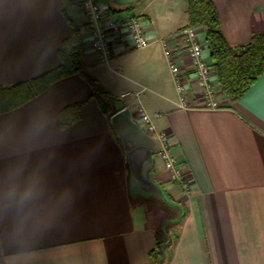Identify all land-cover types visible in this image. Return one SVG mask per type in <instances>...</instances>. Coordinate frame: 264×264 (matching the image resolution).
<instances>
[{
  "label": "crops",
  "instance_id": "1",
  "mask_svg": "<svg viewBox=\"0 0 264 264\" xmlns=\"http://www.w3.org/2000/svg\"><path fill=\"white\" fill-rule=\"evenodd\" d=\"M100 1L113 17L138 15L149 44L132 49L113 38L105 62L88 42L76 0H0V86L57 66L68 19L79 25L84 70L116 96L113 111L128 107L133 114L140 103L171 135L185 170L187 190L169 179L154 153L147 169L149 180L185 209L165 264H264V73L235 100L215 79L220 105L202 107L178 35L189 25L187 0ZM211 1L228 44H245L264 30V0ZM162 38L189 80L186 107ZM92 91L75 73L0 112V176L17 168L36 172L42 188L32 209L0 210V264H154L156 230L172 210L130 190L125 151ZM125 91L139 94L119 98ZM77 102L79 118L61 127L59 111Z\"/></svg>",
  "mask_w": 264,
  "mask_h": 264
},
{
  "label": "trees",
  "instance_id": "2",
  "mask_svg": "<svg viewBox=\"0 0 264 264\" xmlns=\"http://www.w3.org/2000/svg\"><path fill=\"white\" fill-rule=\"evenodd\" d=\"M186 13L189 25L201 26L204 30L210 65L215 71L220 91L230 100L237 99L264 73V30L253 31L245 44L230 45L221 33L217 10L211 0H187ZM68 20L69 32L57 49V66L28 80L0 86V112L22 104L52 82L75 73L81 74L90 83L93 90L91 97L104 115L109 118L115 112L112 109L113 95L85 72L80 26ZM82 105L83 102H77L62 108L58 116L60 126L77 121ZM178 223L167 226L165 232L169 242L163 247L166 234L161 227H157L151 250L154 264H165L168 251L176 239L174 228Z\"/></svg>",
  "mask_w": 264,
  "mask_h": 264
},
{
  "label": "built area",
  "instance_id": "3",
  "mask_svg": "<svg viewBox=\"0 0 264 264\" xmlns=\"http://www.w3.org/2000/svg\"><path fill=\"white\" fill-rule=\"evenodd\" d=\"M76 3L90 29L88 42L103 61L107 62L114 53L113 38L128 42L132 49L142 48L149 44L150 40L138 15L129 13L121 18L113 17L109 14L108 6L100 0H76ZM203 33L204 30L201 26L194 25H185L178 30L189 65L192 68L194 84L198 88L197 99L202 107L216 108L220 105L214 83L216 75L210 65ZM160 41L167 57L181 106L186 107L189 105L185 97L190 91L189 80L185 78L183 70L177 65L173 50L163 38ZM138 94V91H125L119 94V98L137 97ZM132 115L141 128L152 137L154 141L153 153L167 172L169 179L178 182L184 190H187L188 182L185 170L172 149L171 135L165 130L156 128L151 116L140 103L137 104Z\"/></svg>",
  "mask_w": 264,
  "mask_h": 264
},
{
  "label": "water",
  "instance_id": "4",
  "mask_svg": "<svg viewBox=\"0 0 264 264\" xmlns=\"http://www.w3.org/2000/svg\"><path fill=\"white\" fill-rule=\"evenodd\" d=\"M109 122L125 151L130 190L137 191L138 196L155 200L172 210V215L163 219L159 224L166 234L167 226L178 222L184 210L179 203L170 198L162 186L150 181L147 177V169L151 166L153 159L154 141L152 137L133 119L128 107H122L113 112L109 117ZM168 242L169 237L166 234L162 247Z\"/></svg>",
  "mask_w": 264,
  "mask_h": 264
},
{
  "label": "clouds",
  "instance_id": "5",
  "mask_svg": "<svg viewBox=\"0 0 264 264\" xmlns=\"http://www.w3.org/2000/svg\"><path fill=\"white\" fill-rule=\"evenodd\" d=\"M42 195L41 180L36 172L10 169L0 176V210L23 212L32 209Z\"/></svg>",
  "mask_w": 264,
  "mask_h": 264
},
{
  "label": "rangeland",
  "instance_id": "6",
  "mask_svg": "<svg viewBox=\"0 0 264 264\" xmlns=\"http://www.w3.org/2000/svg\"><path fill=\"white\" fill-rule=\"evenodd\" d=\"M113 97L115 98V99H114V101H115V100H116V96H115V95H113ZM115 103H116V101H115Z\"/></svg>",
  "mask_w": 264,
  "mask_h": 264
}]
</instances>
